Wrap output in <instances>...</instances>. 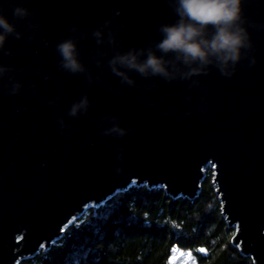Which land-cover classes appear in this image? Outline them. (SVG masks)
Returning a JSON list of instances; mask_svg holds the SVG:
<instances>
[{
	"label": "water",
	"instance_id": "water-1",
	"mask_svg": "<svg viewBox=\"0 0 264 264\" xmlns=\"http://www.w3.org/2000/svg\"><path fill=\"white\" fill-rule=\"evenodd\" d=\"M16 4L33 15L17 21ZM243 7L254 25L256 65L242 60L231 78L213 69L189 90L188 82L136 73L135 87L121 85L107 66L115 51L159 39L158 26L175 19L167 0H0V11L23 33L9 36L11 55L0 53V63L13 69L0 80V264L50 247L86 207L131 185L192 199L207 166L222 216L235 230L231 243L264 264V0ZM106 20L116 42L98 46L90 33ZM70 35L92 84L58 67L55 44ZM9 77L22 82L19 94H8ZM84 93L88 113L68 117ZM110 115L126 135L102 134ZM58 117L67 127L60 129Z\"/></svg>",
	"mask_w": 264,
	"mask_h": 264
},
{
	"label": "clouds",
	"instance_id": "clouds-1",
	"mask_svg": "<svg viewBox=\"0 0 264 264\" xmlns=\"http://www.w3.org/2000/svg\"><path fill=\"white\" fill-rule=\"evenodd\" d=\"M245 0H167L175 19L158 26L159 39L146 46H131L126 50L115 51L107 60L111 73L118 77L121 85L135 87L136 80L131 73L145 79L158 77L171 83L188 82L189 90L200 85L201 76H206L215 69L221 76L231 78L242 60L247 59L249 66H255L254 41L250 27L254 25L244 14ZM33 13L23 4H16L12 16L17 20H26ZM111 21H104L102 27L94 28L90 35L95 43L103 45L115 44V34L110 28ZM30 28L38 29L39 25L30 23ZM104 29H108L107 34ZM70 31H78L73 26ZM84 34H82L83 36ZM9 36L22 39L23 33L17 29L16 23L0 11V53L11 55L5 45ZM46 44V42H45ZM58 56V67L71 75L83 74L89 84L93 77L81 59L79 41L75 36H68L55 44ZM97 66L100 61L96 60ZM12 67L0 63V80H3ZM48 77L45 76V79ZM9 95L19 94L23 84L9 77ZM191 102L189 92L185 97ZM49 104L56 101L49 100ZM91 100L87 93L74 100L68 108L67 116L78 118L88 113ZM190 114V113H189ZM109 125L102 128L105 136L126 135L128 129L123 127L117 115L105 117ZM60 129L67 127L64 117L57 120Z\"/></svg>",
	"mask_w": 264,
	"mask_h": 264
},
{
	"label": "trees",
	"instance_id": "trees-1",
	"mask_svg": "<svg viewBox=\"0 0 264 264\" xmlns=\"http://www.w3.org/2000/svg\"><path fill=\"white\" fill-rule=\"evenodd\" d=\"M212 180L207 166L192 199L131 185L86 207L50 247L17 264H170L173 249L189 251L196 264H254L231 243L235 230L222 216Z\"/></svg>",
	"mask_w": 264,
	"mask_h": 264
},
{
	"label": "rangeland",
	"instance_id": "rangeland-1",
	"mask_svg": "<svg viewBox=\"0 0 264 264\" xmlns=\"http://www.w3.org/2000/svg\"><path fill=\"white\" fill-rule=\"evenodd\" d=\"M170 264H196V262L189 251L173 249L171 253Z\"/></svg>",
	"mask_w": 264,
	"mask_h": 264
},
{
	"label": "snow or ice",
	"instance_id": "snow-or-ice-1",
	"mask_svg": "<svg viewBox=\"0 0 264 264\" xmlns=\"http://www.w3.org/2000/svg\"><path fill=\"white\" fill-rule=\"evenodd\" d=\"M198 251H200V252H205V249H203V248H201V249H199Z\"/></svg>",
	"mask_w": 264,
	"mask_h": 264
}]
</instances>
